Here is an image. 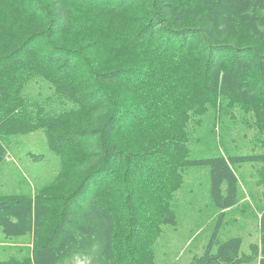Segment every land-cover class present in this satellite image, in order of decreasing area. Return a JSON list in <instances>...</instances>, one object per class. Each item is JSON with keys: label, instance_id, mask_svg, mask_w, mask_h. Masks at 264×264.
Listing matches in <instances>:
<instances>
[{"label": "trees", "instance_id": "obj_1", "mask_svg": "<svg viewBox=\"0 0 264 264\" xmlns=\"http://www.w3.org/2000/svg\"><path fill=\"white\" fill-rule=\"evenodd\" d=\"M117 1L0 0V162L8 137L40 130L60 159L40 191L0 194L18 256L0 264H156L189 168L210 167L221 216L240 203L233 164H259L264 186V153L191 159L211 111L251 115L264 134V0ZM123 22L148 24L109 57L102 38ZM220 226L192 264H264V211L248 254Z\"/></svg>", "mask_w": 264, "mask_h": 264}, {"label": "rangeland", "instance_id": "obj_2", "mask_svg": "<svg viewBox=\"0 0 264 264\" xmlns=\"http://www.w3.org/2000/svg\"><path fill=\"white\" fill-rule=\"evenodd\" d=\"M104 1L106 3L108 0ZM113 2L119 4L120 1ZM132 12V7H129L127 16ZM147 24L128 25L123 22L121 33L115 40L109 38L111 33L102 38L108 56L113 57L118 53L124 42L139 38ZM98 26L96 29L99 31L108 29L113 32L118 29L109 28L106 23ZM102 26L106 28L103 29ZM238 111L235 109L228 115L211 111L206 115L203 124L194 134L191 159H208L220 154L232 158L264 153V134H259L253 127L251 115L238 114ZM129 112L126 111V114ZM165 117H168L167 113ZM47 143L43 130L10 136L4 141L6 154L0 162V194L29 195L40 191L58 175L60 159ZM258 167L257 163L233 164L239 180L240 203L227 211L225 216H221L211 195L210 167L189 168L183 187L174 199L178 224L175 227H165L164 233L155 243L156 264H192L194 256L205 253L219 222V239L225 242L235 237L242 238V253L248 254L252 244H260L264 186L257 184ZM5 243V236L0 230V262L18 258L15 251L11 250V243ZM75 264L89 262L77 259ZM247 264H259V260Z\"/></svg>", "mask_w": 264, "mask_h": 264}, {"label": "bare ground", "instance_id": "obj_3", "mask_svg": "<svg viewBox=\"0 0 264 264\" xmlns=\"http://www.w3.org/2000/svg\"><path fill=\"white\" fill-rule=\"evenodd\" d=\"M143 2V1H142ZM148 9V8H147ZM139 10V9H138ZM144 12V11H143ZM144 19V18H143ZM142 19V20H143ZM147 21V20H146ZM66 33V32H65ZM75 35V34H74ZM66 47V46H65ZM146 47V46H145ZM69 49V48H68ZM147 53V52H146ZM91 55V54H90ZM93 55V54H92ZM90 58V57H89ZM76 59V58H75ZM80 59V58H79ZM81 60V59H80ZM63 61V60H62ZM65 62V61H64ZM81 62V61H80ZM62 63V62H61ZM97 65V64H96ZM102 66V65H101ZM62 67V66H61ZM202 68V67H201ZM86 69V68H85ZM28 71V70H27ZM72 71V70H71ZM202 71V70H201ZM168 72V71H167ZM194 72V71H193ZM189 73V72H188ZM162 75V74H161ZM193 75V74H192ZM199 76V75H198ZM190 77V76H189ZM80 79V78H79ZM78 80V79H77ZM178 81V80H177ZM9 87V86H8ZM211 87V86H210ZM214 87V86H213ZM93 88V87H92ZM116 89V88H115ZM110 90H111V88H110ZM134 90V89H133ZM175 91V90H174ZM94 92H95V90H94ZM99 92V91H98ZM115 92V91H114ZM115 94V93H114ZM119 94V93H118ZM116 96L115 97H117V94H115ZM164 96V95H163ZM114 98V97H113ZM181 98V97H180ZM111 99V98H110ZM115 100H116V98H115ZM120 100V99H119ZM114 101V100H113ZM116 103H117V100H116ZM121 103V102H120ZM172 104V103H171ZM119 106V105H118ZM135 106V105H134ZM170 107V106H169ZM120 108V107H119ZM170 110V109H169ZM113 111V110H112ZM172 113V112H171ZM178 126H180V125H178ZM182 126V125H181ZM164 129V128H163ZM162 129V130H163ZM181 129V128H180ZM183 137V136H182ZM186 137V136H185ZM178 139V138H177ZM185 140V139H184ZM183 141V140H182ZM180 144V143H179ZM174 146V145H173ZM180 146V145H179ZM183 146V145H182ZM6 217V216H5Z\"/></svg>", "mask_w": 264, "mask_h": 264}]
</instances>
